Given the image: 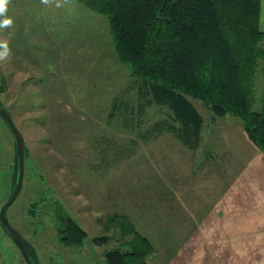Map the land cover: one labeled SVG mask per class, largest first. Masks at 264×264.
Wrapping results in <instances>:
<instances>
[{
  "label": "rangeland",
  "instance_id": "1",
  "mask_svg": "<svg viewBox=\"0 0 264 264\" xmlns=\"http://www.w3.org/2000/svg\"><path fill=\"white\" fill-rule=\"evenodd\" d=\"M7 15L13 25L0 29V40L9 41L12 55L0 61V103L23 135L26 156L22 189L6 214L37 264H107L105 251L135 236L124 217L153 243L149 264H233L223 254L224 236L237 231L228 204L240 201L228 191L239 180L258 223L244 243L249 249L258 237V264H264V197L254 189L264 193V152L238 117L215 116L193 99L204 116L196 150L170 133L145 141L137 129L109 118L113 99L129 97L132 77L118 58L107 15L78 0L59 8L10 0ZM258 68L254 109L262 106ZM164 111L148 108L142 131ZM16 153L0 115V210L18 177ZM61 211L86 231L82 244L60 240ZM103 235L108 243L94 242ZM246 258L234 264H253L256 256ZM0 264H27L1 221Z\"/></svg>",
  "mask_w": 264,
  "mask_h": 264
},
{
  "label": "trees",
  "instance_id": "2",
  "mask_svg": "<svg viewBox=\"0 0 264 264\" xmlns=\"http://www.w3.org/2000/svg\"><path fill=\"white\" fill-rule=\"evenodd\" d=\"M78 1L108 16L118 58L130 69L129 97L113 99L109 118L119 119L131 131L137 129L138 137L145 141L170 133L196 150L202 140L204 116L193 99L200 100L215 116L238 117L249 138L264 152L262 0ZM260 64L262 106L254 109ZM152 106L165 111L142 131ZM16 159L18 168L17 153ZM124 218L135 236L126 246L107 249L106 263L149 264L153 243ZM58 221L64 244L83 243L87 233L70 215L61 211ZM110 238L103 235L93 240L106 244ZM24 240L37 264L35 251Z\"/></svg>",
  "mask_w": 264,
  "mask_h": 264
},
{
  "label": "crops",
  "instance_id": "3",
  "mask_svg": "<svg viewBox=\"0 0 264 264\" xmlns=\"http://www.w3.org/2000/svg\"><path fill=\"white\" fill-rule=\"evenodd\" d=\"M264 172V171H263ZM264 177V175H263ZM232 184L229 187V197H232L233 194H236L238 196V200L240 201V205H231L228 204V212L230 213V221L229 224L230 226H232L231 224H233L235 226V229H237V231L235 232V235L231 236L230 234H226L224 236L225 239V256L226 257H231L232 258V262L233 264L236 262H244L246 255H253L256 256V259L254 260L253 264H258V257L259 255H261L263 253V251L259 248L258 245V237L255 236V241L256 242L255 245H252L251 247L248 248V246H246V244L244 243V241L248 242V233L250 232V230L252 229H256V226L258 227V223L254 222V219L250 218V211L248 210V206L247 203L249 202L247 200V186L245 184ZM255 189V194L258 198H263L264 197V193L260 192V188H257L256 191V186H254ZM234 198L236 196H233ZM237 210V212H236ZM234 211V212H233ZM258 213V211H256ZM223 213V211H222ZM252 225H254L255 227L252 228ZM258 236V235H257ZM12 238V237H11ZM27 240V239H26ZM236 240L235 242L237 243L236 245H233L232 243L230 244L229 242H232ZM232 246H235V250ZM247 249V250H246ZM220 254H222L220 252ZM235 259V260H233ZM247 260V258H246Z\"/></svg>",
  "mask_w": 264,
  "mask_h": 264
},
{
  "label": "water",
  "instance_id": "4",
  "mask_svg": "<svg viewBox=\"0 0 264 264\" xmlns=\"http://www.w3.org/2000/svg\"><path fill=\"white\" fill-rule=\"evenodd\" d=\"M0 115L5 120L9 128L14 134L15 142H16V151H17V157H18V178L17 182L14 186V189L12 191V194L10 198L2 205L0 210V221L5 226V228L10 233L12 239L18 246L19 250L21 251L25 261L27 264H35L32 257L30 256L28 249L26 247V243L20 232L10 223L7 214L6 209L9 205H11L15 199L17 198L20 190L23 186V178L25 174V143L24 138L19 130V128L16 126L15 122L13 121L12 117L10 116L9 112L3 108L0 105Z\"/></svg>",
  "mask_w": 264,
  "mask_h": 264
},
{
  "label": "clouds",
  "instance_id": "5",
  "mask_svg": "<svg viewBox=\"0 0 264 264\" xmlns=\"http://www.w3.org/2000/svg\"><path fill=\"white\" fill-rule=\"evenodd\" d=\"M10 0H0V29H6L13 25V19L7 15L8 5ZM55 3L56 7H63L68 3V0H41V3L49 5ZM12 55V50L8 40H0V61L9 59Z\"/></svg>",
  "mask_w": 264,
  "mask_h": 264
}]
</instances>
